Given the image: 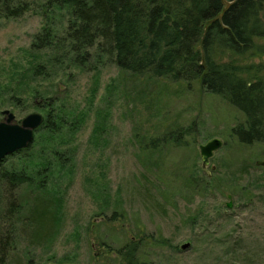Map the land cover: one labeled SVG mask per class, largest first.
Segmentation results:
<instances>
[{"label":"rangeland","instance_id":"1","mask_svg":"<svg viewBox=\"0 0 264 264\" xmlns=\"http://www.w3.org/2000/svg\"><path fill=\"white\" fill-rule=\"evenodd\" d=\"M45 1L0 14V122L8 109L18 123L38 112L56 124L0 164V264H118L130 240L141 264H264V141L232 134L242 111L200 80L134 75L95 52L84 63L34 50L43 28L60 37L68 18L50 17ZM231 59L253 72L264 65L263 55ZM184 129V145L145 148ZM214 137L224 145L204 166L199 146ZM12 172L30 180L12 186Z\"/></svg>","mask_w":264,"mask_h":264},{"label":"trees","instance_id":"2","mask_svg":"<svg viewBox=\"0 0 264 264\" xmlns=\"http://www.w3.org/2000/svg\"><path fill=\"white\" fill-rule=\"evenodd\" d=\"M262 1L47 0L43 7L53 9L50 17L55 10L68 17L66 25L60 26L63 34L59 37L45 27L31 47L36 51L54 47L67 60L84 63L94 52L100 60L107 55L122 71L134 75L189 83L200 80L208 92L242 111L245 121L236 124L232 134L250 145L264 141V65L253 72L252 64L231 56H264V43L256 41L264 40ZM38 3L0 0V14L20 17ZM226 53L231 54L229 60L223 59ZM42 127L55 129L56 124L44 117ZM187 134L184 129L153 137L145 148L156 150L172 140L181 146ZM4 177L12 186L30 180L24 173ZM139 249L138 241L125 243L117 250V263L141 264Z\"/></svg>","mask_w":264,"mask_h":264},{"label":"water","instance_id":"3","mask_svg":"<svg viewBox=\"0 0 264 264\" xmlns=\"http://www.w3.org/2000/svg\"><path fill=\"white\" fill-rule=\"evenodd\" d=\"M4 119L0 122V163L10 154L27 148L34 140L36 130L42 125L44 116L34 112L28 114L20 123L16 122V115L10 110L2 111ZM224 142L219 137H214L205 144L199 146L204 166L210 163L215 153L222 148ZM257 165L264 167V160H258ZM231 199V195H228ZM227 207L231 208L229 201ZM190 243L182 244V249H187Z\"/></svg>","mask_w":264,"mask_h":264}]
</instances>
